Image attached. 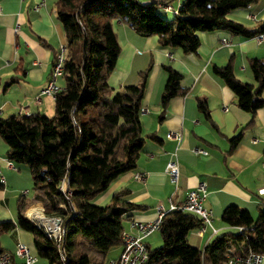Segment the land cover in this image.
I'll return each mask as SVG.
<instances>
[{"label": "trees", "instance_id": "1", "mask_svg": "<svg viewBox=\"0 0 264 264\" xmlns=\"http://www.w3.org/2000/svg\"><path fill=\"white\" fill-rule=\"evenodd\" d=\"M258 1L184 0L173 27L158 12L157 2L56 0L55 13L66 33L67 57L65 84L55 96V113L0 116V136L8 145L7 157L26 164L33 179L32 195L22 196L17 203V224L33 234L39 258L47 264H63L66 255L67 264H107L109 251L123 243V220L145 208L128 199V188L115 192L104 205L92 201L112 181L136 167L146 137L157 138L154 133L144 135L140 118L152 64L139 71L137 82L123 90L114 92L109 84L121 51L113 20H121L143 36H157L162 46L195 53L201 44V31L223 29L244 37L264 33V18L248 25L228 17L231 10ZM75 44L81 50L78 61ZM250 67L256 83L239 79L232 60L214 67L233 90L238 106L251 114L242 131L231 138L229 151L236 147L244 130L254 125L256 111L264 106V57L251 59ZM164 68L168 77L160 118L173 97L187 92L182 85L184 75L169 64ZM16 79L9 77L6 85ZM198 108L210 119L204 99L198 98ZM36 202L42 203L46 215L63 218L61 247L42 226L24 215ZM222 219L242 229L219 233L199 249L189 243L188 234L201 227L202 219L189 211H167L159 228L162 243L148 246L146 264H227L230 255L264 254L263 203L256 218L247 209L230 204L224 208ZM15 226L13 221L1 222L0 237ZM232 241L242 243V247L232 250ZM3 251L0 240V253Z\"/></svg>", "mask_w": 264, "mask_h": 264}, {"label": "crops", "instance_id": "2", "mask_svg": "<svg viewBox=\"0 0 264 264\" xmlns=\"http://www.w3.org/2000/svg\"><path fill=\"white\" fill-rule=\"evenodd\" d=\"M183 1L151 0L158 3L160 14L178 10ZM55 3L56 0H0V116L25 117L35 113L53 116L55 113V98L42 93L58 49L66 44V33L56 16ZM165 4L171 5L172 10H166ZM167 17L176 25L177 18ZM228 17L252 25L264 18V0L233 9ZM113 27L121 51L109 84L114 92L123 90L136 83L139 71L152 64L140 118L144 135L154 133L157 138H145L136 167L112 181L97 196L100 197L97 203L105 204L115 192L130 189L128 199L144 204L145 208L125 218L123 230L139 235L140 230L133 221L154 220L159 204L168 210L170 200L182 202L190 189L204 182V204L213 212L212 224L203 230L200 227L191 230L189 243L203 249L219 233L238 232L240 228L226 223L222 213L226 206L237 204L256 218L258 206L264 201L258 193L264 183V106L256 111L254 125L244 130L236 147L229 151L231 138L242 131L251 114L238 106L233 90L214 67L232 60L239 79L256 83L250 62L264 57V39L258 43L255 37L233 35L223 29L201 31L198 51L185 53L180 47L162 46L157 36H143L119 19L113 20ZM166 64L184 75L182 85L187 92L173 97L164 117L160 118L161 96L168 77ZM11 76H16V81L6 85ZM60 77L57 83L63 87L65 80L60 84ZM198 98L206 101L210 119L199 110ZM172 131L180 132L181 138L170 137ZM195 148H202L207 154L196 153ZM7 150V143L0 136V223L16 224L1 235V245L4 251L14 252L17 243L24 242L36 254L33 234L17 224V203L22 196L30 195L31 172L26 164L11 161ZM170 160L179 163L176 181L171 180L166 170ZM136 173H142L143 178H136ZM24 215L42 226V217L46 214L42 203L36 202L25 209ZM156 231L144 238L149 247L159 246L161 235L159 232L155 236ZM117 247L118 251L109 258L120 255L123 243L114 248ZM241 247L242 243L236 242L232 250L238 251ZM33 264L47 262L38 259Z\"/></svg>", "mask_w": 264, "mask_h": 264}, {"label": "built area", "instance_id": "3", "mask_svg": "<svg viewBox=\"0 0 264 264\" xmlns=\"http://www.w3.org/2000/svg\"><path fill=\"white\" fill-rule=\"evenodd\" d=\"M166 10H171L172 7L169 4L163 6ZM175 14H178V10H173ZM258 43H261L264 39V33L255 36ZM225 44L228 40L223 39ZM171 56V54H169ZM67 57V45L61 44L53 62L51 76L42 89V93L51 95L55 98L56 94L62 89L57 83L58 77L64 73V63ZM170 137L180 139V132H170ZM196 153L207 154V151L202 148H195ZM172 181H176L179 173V163L177 160H170L166 168ZM136 178L142 179V173H136ZM264 181V180H263ZM259 195L264 197V183L259 189ZM206 195V184L204 182L199 183L195 188L190 189L185 199L180 203H175L170 200V208L166 210L162 204L158 205V213L154 220L148 222L133 221V225L140 230L139 235H132L123 231V249L117 258H110L107 264H146L149 255V248L144 238L150 235L152 232L159 230L164 214L169 210H182L193 212L198 215L203 224L201 229L203 230L207 225L212 224L213 212L210 208L204 204ZM66 197H69V193H66ZM264 204V201L262 202ZM52 223H43L42 227L50 238H53L59 247L62 246L65 237V230L63 228V218L61 216H47ZM240 230L242 227H239ZM264 254L249 252L246 255H230L227 264H261ZM39 257L33 253L30 247L24 242H18L14 252L3 251L0 253V264H33L38 261ZM63 264H67L66 255L62 258Z\"/></svg>", "mask_w": 264, "mask_h": 264}, {"label": "rangeland", "instance_id": "4", "mask_svg": "<svg viewBox=\"0 0 264 264\" xmlns=\"http://www.w3.org/2000/svg\"><path fill=\"white\" fill-rule=\"evenodd\" d=\"M140 2H143V3H148V2H151V0L150 1H148V2H145L146 0H139ZM158 10H160V8H158ZM172 10V9H171ZM172 13H170V12H164V13H161V14H163L164 15V17L168 20V17L167 16H169V17H171L170 19L172 20V19H176V15L177 14H174V11L172 10L171 11ZM168 22L169 23H171V25H172V22H170V20H168ZM173 27H175L176 25L175 24H173L172 25ZM121 33V32H120ZM120 35H122V34H120ZM74 50H75V60L76 61H78L79 60V57H80V45L79 44H75L74 45V48H73ZM63 76H61L60 77V79H59V83L60 84H62V83H64V80H63ZM32 188H33V179H32V186H31V188H30V195L29 196H31L32 195ZM99 198L100 197H96V198H94L92 201L94 202V203H96V204H99V203H97V201L99 200ZM106 204V203H105ZM99 205H104V204H99ZM41 211H42V209H41ZM45 216H48V215H45ZM154 235L156 236H159V231L157 230L155 233H154ZM161 243H162V241L160 240V243H159V245H161ZM230 244L231 245H233L234 244V242L232 241V242H230ZM153 245H156V244H153ZM118 247L117 248H114V249H111L110 251H109V254H108V256L109 257H111L112 255H114L117 251H118ZM44 260V259H42V258H39V260Z\"/></svg>", "mask_w": 264, "mask_h": 264}, {"label": "bare ground", "instance_id": "5", "mask_svg": "<svg viewBox=\"0 0 264 264\" xmlns=\"http://www.w3.org/2000/svg\"><path fill=\"white\" fill-rule=\"evenodd\" d=\"M33 211H34V210H33ZM33 211L30 212L31 215L33 214ZM40 215H41V214H40ZM41 217H42V216H41ZM42 220H43L42 223H46V222H48V223H52V221L49 220V218H48L47 216H45V218L42 217Z\"/></svg>", "mask_w": 264, "mask_h": 264}]
</instances>
